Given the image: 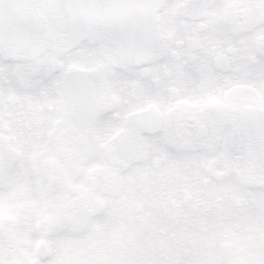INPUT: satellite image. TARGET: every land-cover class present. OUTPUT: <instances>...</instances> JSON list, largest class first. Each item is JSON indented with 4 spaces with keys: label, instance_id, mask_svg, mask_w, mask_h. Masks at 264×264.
Returning a JSON list of instances; mask_svg holds the SVG:
<instances>
[{
    "label": "snow or ice",
    "instance_id": "obj_1",
    "mask_svg": "<svg viewBox=\"0 0 264 264\" xmlns=\"http://www.w3.org/2000/svg\"><path fill=\"white\" fill-rule=\"evenodd\" d=\"M0 264H264V0H0Z\"/></svg>",
    "mask_w": 264,
    "mask_h": 264
}]
</instances>
